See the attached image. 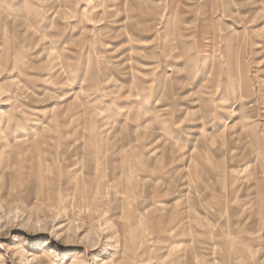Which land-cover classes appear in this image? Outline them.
<instances>
[{"label": "rangeland", "instance_id": "1", "mask_svg": "<svg viewBox=\"0 0 264 264\" xmlns=\"http://www.w3.org/2000/svg\"><path fill=\"white\" fill-rule=\"evenodd\" d=\"M106 1L0 0V264H264V0Z\"/></svg>", "mask_w": 264, "mask_h": 264}, {"label": "bare ground", "instance_id": "2", "mask_svg": "<svg viewBox=\"0 0 264 264\" xmlns=\"http://www.w3.org/2000/svg\"><path fill=\"white\" fill-rule=\"evenodd\" d=\"M106 5L108 6V10H111L112 8H119L123 3L120 0H108L106 1Z\"/></svg>", "mask_w": 264, "mask_h": 264}, {"label": "crops", "instance_id": "3", "mask_svg": "<svg viewBox=\"0 0 264 264\" xmlns=\"http://www.w3.org/2000/svg\"><path fill=\"white\" fill-rule=\"evenodd\" d=\"M230 99V98H229ZM221 106H223V107H225L226 106V104H221ZM188 114V113H187ZM120 116V115H119ZM117 118H118V115H117ZM112 131H114V127L113 128H111V131H110V133L112 132ZM110 133H109V135H110Z\"/></svg>", "mask_w": 264, "mask_h": 264}]
</instances>
